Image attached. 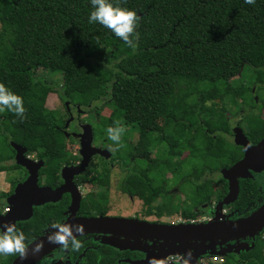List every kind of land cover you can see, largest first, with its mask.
I'll return each instance as SVG.
<instances>
[{
	"label": "trees",
	"instance_id": "1",
	"mask_svg": "<svg viewBox=\"0 0 264 264\" xmlns=\"http://www.w3.org/2000/svg\"><path fill=\"white\" fill-rule=\"evenodd\" d=\"M114 2L140 16L135 49L102 25L88 23L90 0H0V84L19 94L25 107L23 120L6 109L1 112L7 119L0 122V133L12 130L30 151L37 150L46 161L41 172L57 179L71 155L61 130L63 111L48 106L49 94L58 91L69 106L101 98L103 111L112 107L103 117L109 126L120 120L138 128L136 145L116 144L118 157L124 161L136 151L155 152L148 163L136 158L141 169L127 175L124 190L142 200L146 213L161 195L159 217L179 212L185 220L197 219L208 214L203 203L211 207L227 192L222 168L243 157V148L229 138L234 119L245 110L238 121L246 135L253 143L264 138V99L259 94L264 90V0L253 5L243 0ZM40 68L50 75L61 73L62 79L37 76ZM123 148L126 155L119 152ZM0 149H5L3 143ZM185 167L191 170L185 172ZM108 168L99 177H81L101 186L84 198V214L106 213L102 206L110 201ZM194 170L200 172L198 179L191 178ZM177 179L191 183L185 192L199 203V213L174 202L178 199L166 186ZM240 185L235 205L243 209L257 201L258 179H243ZM67 203L39 212V223L27 232L38 233L46 222L58 219ZM254 243L216 264H264V232ZM85 258L82 264H129L109 261L107 252L94 249Z\"/></svg>",
	"mask_w": 264,
	"mask_h": 264
},
{
	"label": "water",
	"instance_id": "2",
	"mask_svg": "<svg viewBox=\"0 0 264 264\" xmlns=\"http://www.w3.org/2000/svg\"><path fill=\"white\" fill-rule=\"evenodd\" d=\"M84 126L80 134L83 146L81 149V154L84 157L83 164L79 168L73 166L64 167L62 176L65 181L56 189L39 185V171L44 166V161L35 162L26 160V158L23 159L25 148L17 146L18 157L22 158V160L18 158V162L26 166L30 172L29 177L17 187V195H15V200L21 212L20 218H23L22 209L24 207L30 209L31 204L40 205L48 202H57L64 193L69 192L73 199L70 207L71 214L67 220L80 223L83 226L84 235L96 233L122 236L134 239L137 242L141 240L152 241L150 245L139 243V245L119 246L120 243L112 240L118 244V247H125L124 249L130 247L146 253V256L142 259H125L131 264H203L199 260L200 255L215 253L217 245L225 247L221 251L223 256L230 253L248 251L255 246L254 241L250 243L241 239H246L250 236L254 237L264 229V204L250 215L238 219L227 217L224 213V206L238 199L241 190V179H253L255 174L264 171V139L253 143L242 126L238 124L233 128V142L241 146L244 153L243 157L233 165L221 170V175L228 181V193L216 204L213 220L196 223H158L125 216H77L81 205L82 193L75 185L73 177L86 170L92 155L100 153L107 158L112 156L108 149L102 150L92 146L94 138L93 128L91 125ZM8 218L13 219V216L10 214L5 219L0 218V222H6ZM38 239L43 240L44 235ZM109 241L111 239L106 240V242ZM115 243L112 244L116 245ZM58 247L60 246L50 244L44 240L43 248L39 252H33L30 244L25 259L16 258L12 264H36ZM181 253H185V257L178 262H174L173 257ZM167 256L171 257L170 260H166Z\"/></svg>",
	"mask_w": 264,
	"mask_h": 264
},
{
	"label": "flooded vegetation",
	"instance_id": "3",
	"mask_svg": "<svg viewBox=\"0 0 264 264\" xmlns=\"http://www.w3.org/2000/svg\"><path fill=\"white\" fill-rule=\"evenodd\" d=\"M58 94H59V92H58ZM60 101L62 103L63 110L66 111V112L62 113V114H64V120L66 121V124L68 123L72 127V129H71L72 134L71 135L65 131V127H67V126H64L63 128H61V130L64 132V135L67 138L65 150L71 156H69L68 161L63 164L62 168L60 169V172L58 173L57 179L49 178L46 176L45 173H42L41 169L43 167L39 171V173H40L39 185L43 186V187L50 186L53 189H56L57 187L62 185L65 181L63 176H62V170H63L64 166H73V167L79 168L83 164L84 157L81 154V149L83 146H82V140H81L80 134H81L82 128L85 127L84 125H91L93 128V132H94V126H95L94 121L96 119L98 120L100 117L103 118L104 116H106V117L109 116V115H104L102 113L103 112L102 109H103V105L105 104V100H102L101 98L98 100H95V101H93L87 105L74 102V103H72V105L69 106L68 104L63 103L62 100H60ZM65 105L68 107L66 108ZM1 112L2 111H0V122L6 121L7 116L5 114H2ZM92 112H94V113H92ZM7 123H8V121H7ZM238 124L241 126L240 122L237 121L232 126V129ZM2 132H3L4 136L8 137V139L3 140V147L8 149V153H6L4 150L3 151V157H2V159H0V218L5 219L11 214L13 216V219L8 218L7 221L13 222L21 231L24 232V234L27 238H30L33 241L38 236H42L46 231L50 230L48 226L50 225V223L52 221L63 222V221L68 219V217L71 214L70 207L72 204L73 197L69 192H66L62 195V198L57 202H48V203H44V204H40V205L31 204L30 209H28V208L26 209L25 207L22 209L23 218H20L21 212L19 211V206L15 200V195H17V187L29 177L30 172L26 166H24L18 162V158L21 160H22V158L23 159L26 158V160H31V161H35V162H39L40 160H43L44 165L46 164V161H45V159L39 157L37 150L30 151L27 146H25L22 142H20L18 139L13 137L14 134H13L12 130L8 131L7 129H2ZM99 133H100V130H99ZM97 137L100 140L96 139ZM136 142L137 141L130 143V141H129V143L133 144V145H136ZM112 143H113V141H110L107 138V135L104 134L102 136L100 133V135H98V136L96 134L94 135V138L92 141V146L94 148H98V149H102V150L108 149V151H109L111 149V147H114V145H112ZM17 146L18 147L22 146L25 148L22 158L18 157L19 152H18ZM152 153L148 154L147 152L136 151L134 153V155L129 158V159H131L130 162H124V163L121 160V158L118 156L112 161L113 154L110 157V159H108L105 155H102L100 153H96V154L92 155L91 160L86 167V170L73 177V181H74L75 185L78 187V189L82 193L81 205H80V209L77 212V216H79V217H92V216L95 217V216H101V215H103V216H122V215H120L119 212L114 211L112 205L110 204L111 197H112L111 193L113 194V191L114 190L116 191L115 188H117V190H118L117 195L119 197H121V198L129 197V198H131V200L139 199L131 191H129V190L125 191L124 190L123 182L126 183L125 178H127V175L129 173L137 174L138 173L137 171H140L141 167L137 164L136 158H139L141 160H145L146 163H148L151 160V157L155 156V154H154L155 152H152ZM107 164H110V166H109L110 168H108V169L111 170V187L109 189V200L110 201L107 205L102 206L103 209H106V213L100 212L96 215H88V213L84 214L83 212H81V206H82V202H83L84 198H86L87 195L90 194L94 190L99 191L98 188H100L101 186L99 187V185H98V187H96L92 183H90V184L84 183V182H82L81 177L83 175H87L90 177L95 175V176L99 177L100 175H102L106 172ZM140 164L142 165V163H140ZM112 173H113L114 177L116 175V180H113L114 177H112ZM204 176H206V174ZM166 177L170 178L171 176L169 177V174L167 173ZM256 177L258 179L257 190H258V195H259L257 197V201L251 202L246 208H243V209H241L237 205H235V201L230 203L229 205H225L224 206V213L227 215H230V219H238L241 217L248 216L253 211H255L256 209H258L259 207H261L264 204V171L262 173L255 174V178ZM191 178L192 179H198L199 178L198 172H195V170H194V175L191 176ZM255 178H253V179H255ZM241 180H243V179H241ZM241 180H240V182H241ZM148 181H149V179H148ZM180 181L182 182L183 179ZM174 182L175 181L171 182L172 185L168 191L170 193H174L176 195V198L179 196L178 200H180L183 204L188 205V207H190V208L192 207V210L194 213H196V212L199 213L201 211L199 203H195L194 200L190 199V197L185 192V190L178 187L177 186L178 184H173ZM134 183H135V178L132 177V186L135 187ZM227 184H228V181H227ZM86 187H88V191L86 190ZM227 193H228V185H227V192H226L225 196L227 195ZM63 200H67L68 203H67L66 207L64 209H62L63 211L57 217L58 219L52 218L50 221L46 222V226H44V228L41 231H39L38 233L29 234L27 232L28 227L30 225L37 226V224L39 223L40 216L37 215L39 212L46 210V208L49 209L50 206L54 207L59 202H61ZM139 200H141V199H139ZM163 202H164L163 196L161 197V195H158L155 197V204L156 203L163 204ZM217 203H218V201L215 202L211 207H209L208 203H203L202 209H205L208 212V214H205L202 216H197V219L193 218L191 220H185L180 216L177 220L172 219V220L167 221V222L157 220L154 222H158V223L207 222L209 220L214 219L215 211H216L215 207H216ZM142 210H143V203H142L141 207L138 208L137 211H142ZM204 216L207 217L208 219L203 220ZM137 218L141 219V220H150L151 221V219H146L144 217H137ZM107 237H114V239L121 241L120 244H132V245L138 244L139 245V243L136 240L128 239V238L122 237V236H117V235L106 236L103 234L89 233V234L83 235V237H81V236L77 237V239H81V241H82V247L78 251H69V250L62 249L61 247H58V248L54 249L52 252H50L48 255H46L42 260H40L36 264H82V262L85 261V259H86L85 256H86L87 251L89 249H94V251L107 252L109 261H111V259H113L114 262H118V263H122V262L129 263V262L125 261V259L138 260V259H142L146 256V253L139 251V250H136V249H132L130 247H127L126 249H124L125 247L124 248L113 247L109 244L102 243L101 242L102 238L107 240L108 239ZM241 240L242 241L247 240L248 242L252 241V239H250L249 237H247L246 239H241ZM139 242H144V243L146 242L147 245L152 244L151 240H147V241L141 240ZM208 256L209 255H207L206 257H208ZM10 257L11 256H0V264H12L13 261L17 258L16 255L12 256L11 259H10ZM173 259H175V257H173ZM129 264H131V263H129Z\"/></svg>",
	"mask_w": 264,
	"mask_h": 264
},
{
	"label": "clouds",
	"instance_id": "4",
	"mask_svg": "<svg viewBox=\"0 0 264 264\" xmlns=\"http://www.w3.org/2000/svg\"><path fill=\"white\" fill-rule=\"evenodd\" d=\"M243 2L253 5L256 0H243ZM90 4L88 23L102 25L126 45L135 49L137 37L135 30L138 28L140 20L137 11L121 7L114 0H90ZM5 109L14 113L20 120L24 119L23 98L4 84H0V111ZM122 131L121 126H109L106 128L107 138L119 142ZM48 227L50 230L43 234V240L32 241L30 238H26L24 232L13 222H0V256L15 254L17 258L24 260L28 245H32L33 252H39L44 246V240L69 251H78L82 247L81 239H77V235L81 237L84 235L83 226L80 223L71 220L52 221Z\"/></svg>",
	"mask_w": 264,
	"mask_h": 264
},
{
	"label": "rangeland",
	"instance_id": "5",
	"mask_svg": "<svg viewBox=\"0 0 264 264\" xmlns=\"http://www.w3.org/2000/svg\"><path fill=\"white\" fill-rule=\"evenodd\" d=\"M36 75L37 76H44L45 78H46V80L48 79V80H53V79H58V80H61L62 79V74L61 73H55V74H51L50 75V72L49 71H47L46 69H44V68H40V69H38V71L36 72ZM237 79L236 78H234L233 79V81L235 82ZM259 94H260V97L262 98V99H264V90H262V91H260L259 92ZM254 96H255V98H256V101H258V103H260V100L257 98V95H256V93L254 92ZM60 96H59V94H58V92H51L50 94H49V96H48V99H47V104H48V106L50 107V108H52V109H58V110H63V107H62V103H61V98H59ZM258 97H259V95H258ZM103 108H104V105H103ZM112 109V107H106V109H105V111H103L102 113L104 114V115H109V112H110V110ZM256 109V108H255ZM245 111V110H244ZM244 111H243V113H244ZM63 112H66L65 110H63ZM92 113H94V112H92ZM243 113H240V115H238V117H236V119H234V121H238L240 118H241V116L243 115ZM262 115H263V117H264V112H262ZM107 120H105L104 118H99L98 120L96 119L95 121H94V123H95V126H94V133L98 136V135H100V133H99V130H100V128H102V130H104V134L105 135H107V133H106V128L109 126L108 124L109 123H107L106 122ZM116 121V120H115ZM111 123L113 124V122L111 121ZM65 124V126H67V127H65V131L68 133V134H72V127H71V125L70 124H66V123H64ZM157 124H159V125H162V120L161 119H159L158 120V122H157ZM115 125L116 126H121L122 128H123V131H122V133H121V136H120V140H119V142H113L112 143V145H114V147H111V151L110 152H112V154H113V157L114 158H116L117 156H119V154L117 153V151H116V147H117V143H119V144H123L124 145V147H125V145H126V143H129V141H130V143H133V142H135V141H137V139H138V128H137V126H135L134 124H127V125H125L124 123H122V121H116L115 122ZM94 134V135H95ZM4 134H2V133H0V140L1 139H7L5 136H3ZM102 136H103V134H101ZM229 138L231 139H233V136H231V135H229ZM96 139H98V140H100L98 137L96 138ZM111 141V140H110ZM3 142H1L0 141V144H2ZM164 146V148H166V146H165V144L163 145ZM5 150V152L6 153H8V149L7 148H5V149H3V150H1L0 149V151L2 152V151H4ZM116 151V152H115ZM119 152H120V154H122V155H126L127 153L125 152V149L123 148V149H120L119 150ZM112 157V158H113ZM111 158V159H112ZM108 159H110V158H108ZM130 160L131 159H129L128 157H127V159L126 160H124L123 161V163L124 162H130ZM140 163H144V162H140ZM109 166H110V164H109ZM65 168L66 167H68V166H64ZM191 170V168L189 167H185V169H184V171L185 172H187V171H190ZM63 172V171H62ZM200 174V172L198 173V175ZM218 172H215V174H214V176H218ZM171 175L169 174V177H170ZM112 177H114V175H113V173H112ZM113 180H116V175H115V177H114V179ZM174 184H178L177 186L178 187H180L181 189H184V190H187V191H189L190 190V182H186V181H184V182H181L179 179H177V180H175V182H174ZM163 187H164V184H163ZM166 188L169 190L170 188H171V186L168 184L167 186H166ZM116 189V191L114 190L113 191V194L111 193V201H110V204L112 205V207H113V210L114 211H116V212H119L120 213V215H122V216H125V217H133V218H137V217H144V218H146V219H151V221L152 222H154V221H157V220H160V221H165V222H167V221H170V220H172V219H174V220H177L181 215H180V213L179 212H176V213H174L173 215H168V214H161L162 216L161 217H159V215H160V213H161V210L158 208V206L160 205V203L158 204V203H156L155 204V202H154V205H152V206H150L147 210L148 211H150L151 213H146V210H145V208H143V210L142 211H137L138 210V208H140L141 207V205H142V201L141 200H139V199H135V200H131V198H129V197H123V198H121V197H119L117 194H118V190H117V188H115ZM86 190L88 191V187H86ZM169 192V191H168ZM177 199H179V196L177 197ZM159 201V200H158ZM175 203H177V205L180 207V200H177V201H174ZM151 209V210H150ZM227 215V214H226ZM227 217H230V215H227ZM148 221H150V220H148ZM179 221V220H178ZM178 223H180V222H178ZM264 232V229L260 232V233H258L257 235H255L254 237L253 236H250L249 238L250 239H252V241H254L260 234H262ZM106 236H110V235H106ZM41 236H38L37 238H35L33 241H35L36 239H38V238H40ZM108 239H111V241H109V242H106V240L105 239H103L102 238V243H106V244H109V245H111V246H113V247H118L117 245L118 244H116L114 241H116V242H118V243H120L121 241H119V240H116V239H114V237H107ZM254 238V239H253ZM112 240H114V241H112ZM147 241V240H146ZM244 242H246L247 240H243ZM251 241V242H252ZM250 242V243H251ZM112 243H115L116 245H114V244H112ZM138 243H143V244H145V245H147L146 244V242L144 243V242H138ZM30 245V244H29ZM28 245V246H29ZM128 246L129 244H119V246ZM225 246H226V244H225ZM217 247V251L215 252V253H213V254H207V255H209L208 257H206L207 255L206 254H204V255H200V257H199V260H200V262H202L203 264H216V263H220V262H222V260H221V258L222 257H224L223 255H222V253H221V251L222 250H224V246H219V245H217L216 246ZM121 248V247H120ZM236 254H238V253H236ZM175 257V259H173L174 260V262H178V261H180L181 259H183V257H185V253H181V254H179V255H175L174 256ZM170 256H167L166 257V260H170Z\"/></svg>",
	"mask_w": 264,
	"mask_h": 264
},
{
	"label": "built area",
	"instance_id": "6",
	"mask_svg": "<svg viewBox=\"0 0 264 264\" xmlns=\"http://www.w3.org/2000/svg\"><path fill=\"white\" fill-rule=\"evenodd\" d=\"M207 219H208L207 217H205V216L203 217V220H207ZM221 260H223V259L221 258Z\"/></svg>",
	"mask_w": 264,
	"mask_h": 264
}]
</instances>
